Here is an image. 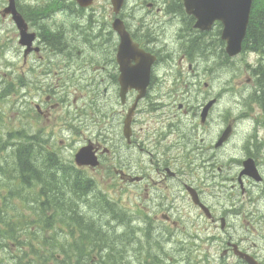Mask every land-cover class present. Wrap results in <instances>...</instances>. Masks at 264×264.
<instances>
[{
	"label": "flooded vegetation",
	"instance_id": "af4514ba",
	"mask_svg": "<svg viewBox=\"0 0 264 264\" xmlns=\"http://www.w3.org/2000/svg\"><path fill=\"white\" fill-rule=\"evenodd\" d=\"M65 1L66 4L62 7L58 6L52 10L48 6L40 9L38 5H35L36 7L33 8L26 0H16V8L26 19L30 31L36 36V50L31 54L26 56V48L21 46L19 48L21 51L23 49L24 63H27L30 58H33V62L37 63L32 65L33 79L31 88L28 90V96L31 97L29 104L30 128L26 132H32V142H36L38 146L40 141H47L46 151L49 154L53 140L62 141L61 145L64 144L65 138L59 136L72 138L71 140L78 137L79 143L75 144L74 148L93 149V152L98 156L100 166L103 161L105 164L107 156L114 152L112 158L116 160V167L112 166V170H115L116 173L119 172L125 183L130 184L132 188L139 189V192L135 191L134 194L137 199L143 200L148 205V207H143L145 218L150 219L151 214L156 211L155 219H158L157 213H161L165 222L176 226L177 221L174 220V216L179 214V210H174V205L189 200L190 205L205 221H199V224H195V226L200 227L202 231L207 230L211 236L213 230L210 228L211 223L213 225L220 223L221 229L230 228L232 233L237 232V225L231 224L228 217L231 212L220 217L215 215L210 202L206 200L205 194L201 190L202 188L193 181L196 177L188 178L187 171L193 172L195 171L194 166H198L199 159L193 158L194 161L190 159L192 155H195V151L198 153L196 156L202 157L200 161L202 166L210 167L211 154L215 151L221 155L224 151L217 149L215 140L229 129L230 138L224 146L225 154L227 153L226 148L231 144L241 154L237 160L230 158L231 162L236 164V170L233 169L227 173L229 175L227 181L233 195L232 204L238 205L235 193V190L238 189L241 202L244 204L243 207L239 206L241 212L238 215H243L244 220L264 218V214L260 212L264 213V211L258 208V205L264 204V129L262 126L264 121L261 106L255 101L257 93L251 86L237 84L223 85L217 93L213 94L211 85L207 84V97H203L200 92L197 95L192 92L195 86L200 84L198 82L200 75L184 76V72L187 70L193 73L192 62L195 59L206 57L210 62V32L205 34L195 29V20L185 13L181 1L176 4V0H148L149 10L166 18V21L162 23L166 28L161 35L155 31L156 22L148 19L149 13L143 15L141 24L136 25L132 21L136 17V10L140 9L142 5H136L134 0L135 5H132L131 8L133 9L132 13L126 10L128 5L124 6L120 18L127 30L142 49L156 57L150 71L146 97L139 102V109L132 119L128 137L125 138V111L123 109L115 110L118 105L130 108L137 98L138 91L130 89L126 96L128 101L122 104L120 99L122 71L118 63L119 37L112 28L116 16L114 13L107 15L110 18L108 21H103V26L96 33L97 42L94 43V46L88 43L87 38L82 42L86 47H91V50L88 49V53L84 52L83 54L81 50H78V44H80L78 42L72 54L70 41L65 36L67 30L61 26L51 25V21L61 16L68 19V17L70 18L69 13L79 16L81 12L84 14L90 9L96 11V6H91L88 10L73 2L74 0ZM1 4L2 0H0V9L3 6V11L0 12L1 16L12 21L11 16L5 14L8 0L6 4ZM31 10L34 11L31 13ZM107 10V6H103L101 9L104 14ZM170 27H173L174 31L169 32L168 28ZM16 31L19 41L17 27ZM162 37L164 42L161 41ZM105 38L106 41L103 43L102 40ZM105 44H109V48H106ZM90 51L92 52L89 53ZM185 63H189L187 70L184 68ZM134 65L133 61L132 66ZM208 66L210 68V64ZM75 72H78L77 76L80 80L76 84L73 81L71 83L72 77H77L73 75ZM251 81L248 79V82ZM94 86H98V89H102L103 92L97 95L95 90L94 94L91 89ZM71 87L75 89V92L78 91L77 89H84L90 94L93 93V100H89L88 104L91 108L94 106L96 109L93 114L94 118L107 119L103 116L102 106L105 107V111L109 107L112 109L108 127H102L100 120L93 117L89 123L83 122L82 117L87 121L86 114H82L83 108L81 111L76 109L77 111L75 110L73 113L69 112V117L61 120L64 127L57 128V132L54 131L55 127H49L56 115V109H61L58 114H61L65 109L70 110L67 98ZM177 87L179 90H176ZM181 87L186 91L182 92ZM222 89L226 90V94L221 97ZM184 93L187 95L184 96ZM241 94L247 96L246 101L242 104L237 100ZM21 97L25 100H20L19 104L26 103L25 95ZM194 97L196 104L189 107V103H193ZM225 97H228L233 105L231 104L224 116L213 117L215 108L213 106L210 109V100L221 101ZM76 116L77 118L74 119ZM143 116H146L147 120L141 119ZM226 117L228 118L225 119ZM73 120L77 121V125L72 124ZM93 123L96 124L95 133L93 137H89L90 126ZM117 130L126 140L125 152H121V149L118 148L117 135L115 137L114 134ZM59 133L61 134L58 135ZM19 134L23 136L24 132ZM239 134L242 135V138L239 141V146H236L234 140ZM141 136H145V138ZM197 137L200 145L197 144L193 149L192 139ZM184 139L185 142H183ZM259 147L261 149L258 151ZM210 149L213 150L212 153H210ZM184 151L186 159L182 161ZM123 154L126 158L124 160ZM139 154H141L139 161L132 160L133 156ZM249 161L252 162L254 171L256 168L255 175L245 172ZM51 167L53 168V166ZM73 167L78 169L75 165ZM123 170L128 171V174ZM184 170L186 171L183 172ZM219 170L222 169L219 168ZM258 173L263 177V181H256ZM142 192L143 195H141ZM195 192L199 195L201 202L211 210L212 219L207 218L204 212L193 204L191 194ZM248 205L252 206L251 210H248ZM242 236L243 238L238 240L231 233L226 236L227 240L222 254L224 264H245L244 255H249L264 264V258L253 246L248 244L249 239L244 234ZM210 242L215 243L212 238H210ZM217 242L220 243V240Z\"/></svg>",
	"mask_w": 264,
	"mask_h": 264
},
{
	"label": "rangeland",
	"instance_id": "374dc122",
	"mask_svg": "<svg viewBox=\"0 0 264 264\" xmlns=\"http://www.w3.org/2000/svg\"><path fill=\"white\" fill-rule=\"evenodd\" d=\"M135 1L137 3L136 5L140 4L142 5V7L136 10V17L133 18L132 21L136 23V25L141 24L143 15H147L149 13L148 19L154 20L156 22V25L154 27L155 31H158L160 33L159 35L164 33L166 27H164L162 23L166 21V18H164L162 15L160 16L158 13L156 14V12H151L149 10L150 8L147 6V3L149 2L148 0ZM6 3L7 0H2L1 5H4ZM35 3L36 1L34 0L33 4ZM134 3V0L127 1L128 6L126 10H129L130 13H132L133 9L131 8L132 5H135ZM95 6L96 11L94 12L88 11L84 14H82L81 12L79 16L75 13H69L70 18L68 17V19L61 16L59 18L56 17L51 21V25L61 26L65 28V30H67L65 36H67L70 41L72 54L78 42H80V44H78L79 50L88 53V49L91 50V47H86L82 44V42H84L86 38L89 39L91 37H94V35L100 31L99 28L103 26V21L109 20L110 17L107 15L113 13L109 0H96ZM103 6H107L108 8L106 14L101 11ZM2 11L3 6L0 9V12ZM105 16L107 17L105 18ZM172 30L174 31L173 27L168 28L169 32H172ZM17 35V31L12 21L8 18L4 19L0 14V136L2 139V145L5 146L6 144V147L10 148L6 153L2 148H0V163L3 164H5V162H7L8 160L10 161L9 163H11V161L15 158V155L12 153V148H14L13 144L14 142H20V139H16V133L23 127H25L26 130L30 128V98L26 100V103L23 102L19 104L20 100H25L21 97L22 95L20 94V88L21 90H24V95L28 96V93L26 91L31 88V82L33 79L31 68L33 64H37L36 62L30 61L27 64L24 63L23 53L19 49L20 46L18 45ZM158 38L160 37L158 36ZM102 41L103 43H105L106 38ZM161 41L164 42L163 37ZM105 45L106 48H109V44ZM215 45L218 44L215 41H210V46L214 47ZM241 58L242 60H244V62H241L240 58L235 60V62H228L225 59L214 58L213 51H210V62L207 61L208 59L206 57L198 60L195 59L192 62L193 73L187 70L188 67L186 66L185 70L187 71L184 72V76L193 77V74H196L198 76L200 75L198 80L200 84L199 86H195L192 92H195V95L200 92L203 97H207V84L211 85L213 94L217 93L223 85L246 84L249 72L246 73L245 62L249 60L248 62L254 67V65L257 63V57L253 54H244ZM208 64H210V68ZM73 75L77 76L78 72H75ZM252 77L255 81L257 80L253 72ZM22 83L25 87L22 86ZM91 89L92 91H94V94L96 90L97 95H100L102 92V89H98V86H94ZM72 90L73 88L69 90L67 98V103L70 106V110L65 109L61 114H58L61 109L55 110L57 111L55 113L56 115H54L55 117L49 126L50 128L55 127V132H57V128L64 127L61 123V120L63 118L67 119L69 117V112L73 113L76 109H79L81 111V109L83 108L84 112L82 114H89L93 116L94 112L96 111L94 106H92V109H94V111L91 113V107L90 104H88L89 100H93V93L90 94L89 91L84 89H80L79 92H72ZM176 90H179V88L177 87ZM180 90L182 92L186 91V89L183 87H181ZM225 94L226 90L222 89V92L220 93L221 97ZM183 95L186 96L187 94L184 93ZM246 99L247 96L244 94H241L237 97L238 102L241 104L242 101ZM195 104L196 98L194 97L193 103H189V107ZM231 104L233 105V102H231ZM226 105L227 104L225 103V99L223 98L219 106L217 105V107L215 108L213 116L217 113L222 112ZM119 110L121 109L119 108L118 111ZM110 113L111 112L107 110V114L105 115L107 119L100 120V125L104 128L109 126L111 116L108 119V115ZM143 117L147 120L146 116ZM227 118L228 117H226L225 119ZM82 121L89 123L88 121L84 120L83 117ZM262 125H264V122L262 123ZM28 133L30 132L28 131ZM60 134L61 133H59L58 135ZM116 135L119 141L118 148L123 150L127 147V144L123 137L120 135L119 131L116 132ZM141 137L145 138V136ZM61 138L65 137H63L62 135ZM241 138V134H239V136L235 138L234 144H236V146H239V141ZM21 139L23 142L28 141L25 136H23ZM69 140L70 143L69 141H64L63 145H61L62 141L55 140L52 142V149L54 150V152H57L59 149L63 151V153L61 152V159H63L64 156L65 160V158L70 155L69 150L65 149L64 147L69 145L71 150L74 149V141L71 139ZM183 142H185V139ZM192 143L193 149H195V146L199 144L198 137L193 138ZM226 149L227 153L225 154L224 150L221 155H218L215 151L213 152V150L210 149V153L213 152L211 154L210 167H206L205 165L202 166L200 162L202 157L196 156L198 155V153L195 151V155H192L190 159L191 161H194L193 158L199 159L198 166H194L195 171L193 172L187 171L188 178L196 177L193 181H195L197 185L202 188L201 190L204 192L206 200L210 202L215 215L220 217L227 212H231L228 216L231 220V224L237 225V232L232 233L230 228H226V230L221 229L220 223H216L217 225H213L211 223L210 228H212L213 230L210 238L214 239V244H212V242H209L210 239L208 238V241H203L197 244L196 247L193 246L192 239L190 237V234L194 232V227L192 226V224H199V221H205L199 215L198 211L190 205L189 200H184L182 201V203H177L174 205V210H179V214L174 216V220L177 221L176 226H173L169 223L166 224L165 222L162 223L161 221L159 222V224H162L163 226L167 225L170 230L174 232L172 242L174 244H177V247H173V245H171L166 248L164 244H160V236L156 232H153L154 230H152V228L150 232L148 231L149 227L144 225V221L133 220V228H138L137 230L139 232H134V234H131L128 232L125 225L122 224L123 226H119L117 221H113L114 217L108 212V210H111L114 214H120L121 219L132 218L133 215H138L139 207L143 206L142 204H140V199H137L135 197L134 192H139V189L132 190L131 187L124 185L125 182L122 181L121 184H119L117 187H113L112 185L114 184V177L110 176L109 178H105L104 173L99 171H92L90 172V174H83L82 172V174L80 175H86L101 182L102 184L99 185L98 188L104 191L106 193V196L101 191H98L97 194L90 192L85 193L82 196L75 197V193H70L68 191L70 189V186L73 185V182H71L72 178L69 175H66V180L62 178L67 187V190H62V188L57 185L58 183H55L54 178L52 177V172H54V170L52 168L46 167L44 164V160L38 159V157H33V160H31L33 167L37 171L35 174L28 177L32 184V187L30 189L17 187V182L9 180V173L2 174L0 172V208L2 210V219L4 221L10 222L17 216L21 219V221H18L19 223H17V225L21 226L24 224V219L28 224H31L33 222V219L35 218L33 217V214H35L36 212L34 211L33 206L23 205L21 201H18L16 199H14L11 204L8 203V198L11 192L18 193L20 190L22 195L27 193L28 196L36 198L41 195L43 196L42 201L45 200V195L47 194L49 198L48 208L54 209L58 208L55 207L54 204L55 198L57 200L58 195H61V205L64 206V212L69 217V224L79 225L78 223H82L81 227L75 228V232L80 239V243L71 245L70 249L79 251L81 248L84 249L86 247V240H88L87 237L90 236L91 238H93V234H96V232L92 231V229L86 228V224L88 225L86 221L87 219L93 220L94 218H96L98 220L97 226L103 227L104 230L107 231V240L110 242V247H113L114 253L111 255L110 260L107 261L111 262V264H223L221 258L224 251V245L227 240L226 236H228L229 233H231L237 240L243 238L242 235L244 234L246 238L249 239L248 244L250 246H253V248L256 249L261 255V257L264 258V218L257 217L255 219L244 220L243 215H238V213L241 212L239 206L243 207L244 204L241 202L242 199L239 196L238 189L235 190L236 199L238 198V205L232 204L233 195L231 193L230 184L227 181V177L229 176L227 173L232 171L233 169L236 170V164L232 163L230 158H236L237 160L238 158H240L241 154L237 149H234L233 144L228 146ZM260 149L261 147H259L258 151ZM140 155L141 154L133 156L132 160L135 159L139 161ZM124 159L126 158L123 157V160ZM185 159L186 152L184 151L182 155V161H184ZM18 165L21 166V162H18ZM37 165L43 171V173L37 169ZM219 168H221L222 170H219ZM20 169L23 172V169ZM185 171L186 170H184L183 172ZM13 174L16 175V173H12V175ZM182 180L186 181L184 178H182ZM82 182H86V180L83 179ZM38 183L41 184L39 187H37ZM44 188H51L52 191L50 190L46 194L42 195ZM141 195H143V192ZM89 199H95L103 205L96 203L94 200H90V207L86 209V212L83 213V216L78 215L77 204L88 205L86 200ZM3 201H5L6 203L4 204ZM3 207L5 208L3 209ZM247 208L248 210H251L252 206L248 205ZM258 208H261L264 211V204L258 205ZM173 212L171 213L173 214ZM260 212L264 214L262 211ZM77 218H80L81 220H75ZM159 219H162L161 215L159 216ZM261 219H263V221H261ZM143 230L148 232V238L142 234ZM0 231H3V229L0 228ZM68 232L69 229L62 230L59 226H57L56 230H47L43 232V234L46 238L49 237V240L51 241H54L52 236H57L55 237V241L58 242L59 240H66L63 233L67 234ZM196 233L200 235L199 231H196ZM102 235H104V233ZM128 240L134 242L128 243ZM217 240H220V243H218ZM69 242L70 241H68V243ZM245 243L244 245L246 246ZM96 248L97 247H95L94 249ZM248 248L251 249V247ZM175 250H179L182 252H175ZM14 251V249L6 251L4 255H1V258H4V256L10 258H12L13 256L15 257L16 253H14ZM93 252L95 254H99L98 251H88V253ZM155 256L159 258L158 261L153 259V257ZM10 258L5 259L4 262L10 264ZM177 259H180L181 262L176 261ZM229 263L232 262L229 261Z\"/></svg>",
	"mask_w": 264,
	"mask_h": 264
},
{
	"label": "trees",
	"instance_id": "16d2710c",
	"mask_svg": "<svg viewBox=\"0 0 264 264\" xmlns=\"http://www.w3.org/2000/svg\"><path fill=\"white\" fill-rule=\"evenodd\" d=\"M219 42L221 43V41H219ZM222 46H223V43H222ZM219 48H220V45H217L216 50H218ZM213 50H214V48H212V51ZM244 52L246 54L256 55L258 58V60H257L258 66L254 69V71L256 72V74L258 76L257 80L259 82L258 83L259 87L263 88V91H262V93H263L264 92V0H254L252 14H251V21H250L249 29H248V34H247L246 40L244 42ZM219 55H225L224 51L221 50ZM260 103L262 104V108L264 109V94H263V98H262ZM1 140L2 139L0 136V148H2L5 152H7L8 148L5 147L4 145H2ZM38 152H39V150H38ZM12 153L16 157L11 161V163H9L10 162L9 160L7 162H5V164L0 163V172L2 174L9 173V175H10V176H8L9 180L17 182L18 183L17 187L30 189L31 186H27V185H30L29 184L30 179H28V177L30 175H33L36 173V171L33 169V164L31 161L33 159H31V158L35 157V155L37 154V151H35V150L33 151L30 144H23L20 146L19 150H17V151L13 150ZM8 158H9V155H8ZM18 162H21L22 165L21 166L18 165ZM20 168H23L24 172H22V170ZM52 169L55 170L54 172L56 173L55 174L56 176H54L55 183L56 184L58 183L57 185H59V187H61L62 190H64V189L67 190L66 185H63L62 177L60 178L61 172L56 171L57 168L56 169L52 168ZM12 173H16V175L15 174L12 175ZM65 174L69 175L72 178V173L70 171H65ZM75 179L76 180L79 179L80 183L82 185H87V183H89L88 181L82 182L83 178L81 179V178H79V176L76 177ZM50 190H51V188H49V189L44 188L42 195L46 194ZM75 191H76V189H74V192ZM21 194L22 193L20 190L18 193L11 192V194L8 198V201H9L8 203L11 204V202L14 199H16L18 201H21L23 205H25L26 203L31 204L30 198L21 196ZM42 197L43 196H41V195L39 196V198H42ZM60 197H61V195H58L57 200L55 198L54 204H55V207H58L55 209L57 211L56 215H61L60 213L64 212V209H63L64 206L61 205L62 203L60 201L61 200ZM35 201H36L35 203H38L40 205V210H42V212L43 211H44V213L47 212V210L49 209L47 206L48 205L47 201L42 202L40 199H36ZM3 202H4V204L6 203L5 201H3ZM1 204H2V202H1ZM4 208L5 207H3V209ZM59 209H61V210H59ZM112 214L116 215L115 218H117L121 222H123L126 225V227H129V229L132 228L131 224L126 222L123 218L121 219L119 214H114L113 212H112ZM18 221H21V219L17 216L14 218V220H11L10 222L2 220V210L0 208V226L2 224H5V228L7 229V231H11V230H14L15 227H20V226H17V223H19ZM86 222L88 223V225L86 224V228L92 229V231H95L97 233V234H95V233L93 234V238L88 236L87 237L88 240H86L87 241L86 244H88V243H95V244L103 243L102 245L110 244V242L107 240L108 235H105V234L102 235L103 233L100 234L101 233L100 231L103 228L97 226V222H98L97 220H88L87 219ZM15 224H16V226H15ZM81 224L82 223H79V225H81ZM36 226L38 228H43V227L46 228L47 227V221L46 220H40V221L37 220ZM126 237H128V236H126ZM12 238H17V236L13 234ZM127 242L131 243L134 241L128 240ZM16 243L18 245H21L20 241H18V240H16Z\"/></svg>",
	"mask_w": 264,
	"mask_h": 264
},
{
	"label": "water",
	"instance_id": "95a60500",
	"mask_svg": "<svg viewBox=\"0 0 264 264\" xmlns=\"http://www.w3.org/2000/svg\"><path fill=\"white\" fill-rule=\"evenodd\" d=\"M82 5L88 6L92 0H78ZM115 11L119 12L124 4V0H112ZM186 10L189 14L198 19L197 27L201 29H211L215 21H220L223 26L222 38L227 42V53L233 57L242 52L243 42L246 38L253 0H184ZM9 11L13 13L14 20L20 28L23 27L22 19L15 11L14 0H11ZM119 33L122 43L120 46V55L122 52L129 55L130 52L139 53L138 45L133 43L130 36L126 34L121 23H118ZM124 30V31H123ZM31 39L25 37V44H30ZM226 138L221 140L224 141ZM89 156L83 153L77 155V161L83 163ZM83 159V160H82ZM251 264H257L249 260Z\"/></svg>",
	"mask_w": 264,
	"mask_h": 264
},
{
	"label": "bare ground",
	"instance_id": "6f19581e",
	"mask_svg": "<svg viewBox=\"0 0 264 264\" xmlns=\"http://www.w3.org/2000/svg\"><path fill=\"white\" fill-rule=\"evenodd\" d=\"M198 62V61H197ZM253 74H254V76H256V79H257V74H256V72L255 71H253ZM254 79V78H253ZM255 81V80H254ZM255 83L257 84V86L259 87V82H258V80H256L255 81ZM262 91H263V88L261 87H259V92H258V94L256 95V97H255V101L261 106V108H262V104L260 103L261 102V100H262V98H263V94H264V92L262 93ZM246 100H243L242 101V103L243 102H245ZM264 110V109H263ZM262 126H264V125H262ZM260 146V145H259ZM250 148V147H249ZM44 164H45V166L46 167H48V168H52L51 166H49L48 164H46L45 162H44ZM23 169V168H22ZM33 169L35 170V171H37L34 167H33ZM37 169L38 170H40L42 173H43V171L39 168V166L37 165ZM62 171H64V173H65V170H62ZM24 172V171H23ZM72 173V172H71ZM56 173L55 172H52V177L54 178V176H56L55 175ZM58 177V176H57ZM77 177V175H75V174H73L72 173V179H75ZM79 178H81L82 179V177L81 176H79ZM87 182V181H86ZM88 184V183H87ZM41 184H39L38 183V186L37 187H39ZM83 186H85V185H83ZM53 188V187H52ZM60 189V188H59ZM45 201H47L48 203V205H49V198H48V196L47 195H45V200L43 201V202H45ZM108 202V201H107ZM47 205V206H48ZM76 220H81L80 218H77ZM79 224V223H78ZM118 224H119V226H123L122 224H120L119 222H118ZM97 234V233H96ZM175 252H182V251H179V250H175ZM176 261H179V262H181V260L180 259H177Z\"/></svg>",
	"mask_w": 264,
	"mask_h": 264
}]
</instances>
